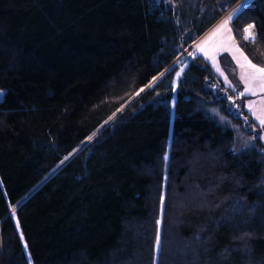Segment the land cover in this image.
<instances>
[{
	"label": "trees",
	"instance_id": "16d2710c",
	"mask_svg": "<svg viewBox=\"0 0 264 264\" xmlns=\"http://www.w3.org/2000/svg\"><path fill=\"white\" fill-rule=\"evenodd\" d=\"M238 2L0 0V264H154L163 191L157 264L189 263L170 255L181 241L195 264H264V145H242L202 58L183 71L174 114L172 70L65 159ZM249 24L255 43L237 35ZM231 28L264 67V0ZM173 183L184 208L171 228ZM21 202L26 249L10 215ZM132 224L148 226L145 253Z\"/></svg>",
	"mask_w": 264,
	"mask_h": 264
},
{
	"label": "rangeland",
	"instance_id": "374dc122",
	"mask_svg": "<svg viewBox=\"0 0 264 264\" xmlns=\"http://www.w3.org/2000/svg\"><path fill=\"white\" fill-rule=\"evenodd\" d=\"M252 1L253 0H239V2L235 6L230 8L214 25H212L196 41H194L188 47L182 48L180 53L174 59L173 63L170 66H168L164 71H162L145 88H142L143 91L139 90L131 98H129L124 104H121V107L116 111V113H114L113 116L105 124H103L98 130H96L87 140H85V142L77 150H75L66 160L73 158L74 155L77 152H79L84 146L90 145L94 141V139H96L99 136L101 131L108 124L115 121L121 114H123L127 109L130 108V106L132 105L134 100L139 98L149 88H153L159 82V80L162 79L168 72L175 70L174 79L172 82L174 94H173V98L170 102V105L173 106L175 101H176L175 93H176V90L178 87L179 79H180L183 71L186 69V67L188 66V64L191 60H193L194 58H198V57L202 58L203 61L209 66V68L212 71V74H213V77L215 80L212 84V88L215 90V92H217L219 94L221 93L222 97L227 99L228 104L230 106L229 111L231 112V114L233 116H236V117L238 116L240 118V120H242V125L240 128L242 129V133L245 134V136L247 137V138H241L240 139V142L243 143L242 145H245V144L249 145L252 142H254L255 140H257V138L260 139L264 145V139H262V137H264V128H262L260 126L259 122L256 121L254 119V117L252 116V114L248 111V104L249 103H253L256 107L260 106V101L264 100V94H261L258 92V94L255 96H252V95L238 96V93L242 92L244 90V85L240 81V68L238 67V65L236 63V60L233 59V50H228L233 43L237 47H239V45L236 41V35L232 31L231 23L236 18V16ZM238 9H239V11L237 12ZM234 13H235L234 19L228 25V27L231 28V34L230 35H231L232 39L229 40V38H228L229 33L226 31L220 33L219 35L214 36L213 34H214L215 30L217 29V27L224 20H226L230 15H233ZM250 31L255 36V32H254L253 28L250 29ZM237 35L241 37V40L243 42L249 43V41L243 39V36H244L243 31L237 32ZM201 44L205 45V47L208 51V54L210 56H215L216 65L218 66L220 71H222L224 73L223 76L220 75L219 71H217V67L213 66L212 60L205 58V55L199 50L198 45H201ZM177 73H180V75L177 76ZM225 76L228 78L227 83L225 82V79H224ZM229 83L233 87L236 88L235 92L232 91L231 87H229ZM149 85H151V87H149ZM4 93L5 92L3 90H0V102L3 99ZM137 93H139V94H137ZM244 111L246 112V116H242V113ZM171 128H172V125H171ZM241 135L242 134L239 133V137ZM248 140H250V142L246 143ZM169 148L170 147L168 146V149ZM168 149H167V153L165 156V171H164L165 176H164V183L163 184H166V174H167L168 167H169ZM201 162H202V160H201ZM194 172L195 171H193L192 169L190 170V173L193 174ZM175 187H176V184L173 183L172 194L170 197V205H168L169 209L171 207V211H172V209H174L173 214L169 213V218L171 219V222H170L171 225L170 224L169 225L171 226V228L173 226H176V224H177V222H176L177 209H175V208H180V209L184 208L182 205H179V203L177 201H176L177 204L171 203L172 198H174V197H177V199L180 198L179 197L180 195L175 192ZM194 190L196 191L198 189H194ZM202 196H203V193L199 192L197 194L198 200L199 199L201 200L203 198ZM164 198H165V191H163V193H162V197H161L162 202L160 205V212H159L158 218L156 219V223L158 225V230H157L158 234L157 235H159V244L157 245V238H156V242L154 244V255H155L154 256V262H155L154 264H157V260H158L159 254H160V247H161V244H160L161 229H160V227H161V224L164 220ZM195 199H193V197L189 198V200H191V201H194ZM22 202L20 204H18L17 206L10 209V215L12 216V218L14 219V222L16 223V227L18 229L20 238L23 236H22V233L20 232V226L16 220V210L22 204ZM172 202H173V200H172ZM193 204H195V205H191V204L189 205L188 204V206H187L188 211L200 209V208H203V206H204V205L199 206L196 202H194ZM205 206H206V208L209 207V205H205ZM132 227L135 229V233H136L137 237L140 238L139 247L141 249H143L142 251H144V253H145L146 252L147 238L149 235L148 226L146 225V226H144V227L142 226L140 228L139 226L133 225ZM21 241L23 243V246L26 249V243H25L24 239H21ZM178 241H181V240H178ZM181 242H180V244H179V242L173 243L174 248H172V251H170V255L174 256L175 254H177L183 258V257H185V255L187 253L186 256L190 257L191 261L189 263H186L185 261L180 260L179 264H195V263H198L199 261L197 260V257L195 256V252H193L194 250L189 248L190 245H188L184 248L185 251L181 250L179 248L181 245H184V242H182V243ZM168 255H169V253H168ZM192 255H193V258H192ZM144 258L146 259L145 255L143 254L142 259L145 261ZM28 263L33 264L30 257H28ZM139 263L144 264L145 262L144 263L138 262V264Z\"/></svg>",
	"mask_w": 264,
	"mask_h": 264
},
{
	"label": "snow or ice",
	"instance_id": "6c2138e0",
	"mask_svg": "<svg viewBox=\"0 0 264 264\" xmlns=\"http://www.w3.org/2000/svg\"><path fill=\"white\" fill-rule=\"evenodd\" d=\"M239 9L237 10V12ZM235 13L230 15L226 20H224L215 30L214 36L219 35L222 32L229 33V40L231 37V28L228 27L229 23L234 19ZM254 25L249 24L243 29L244 36L243 39L249 42L255 43L256 37L250 31ZM199 50L205 55V58L211 59L213 66L217 67V71L220 72V75H224L222 71L218 68L215 61V56H210L204 44L198 45ZM228 50H233V59L236 60L238 67L240 68V81L244 85V90L238 93V96L252 95L255 96L259 93L264 94V67L258 66L252 63L247 56L237 47L234 43L230 46ZM180 73H177L179 76ZM155 79V78H154ZM225 82H228V78L224 77ZM151 87V85H149ZM229 87L232 88V91H236V88L229 83ZM143 91V89H141ZM139 94V93H137ZM248 111L252 114L254 119L259 122L260 126L264 128V100L260 101V106L256 107L253 103L248 104ZM264 139V137H262ZM67 159V157L65 158ZM23 239V237H21ZM159 244V235H157V245Z\"/></svg>",
	"mask_w": 264,
	"mask_h": 264
}]
</instances>
